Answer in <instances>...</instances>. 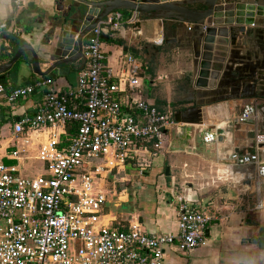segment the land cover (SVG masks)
Wrapping results in <instances>:
<instances>
[{"label": "built area", "instance_id": "2783aa9c", "mask_svg": "<svg viewBox=\"0 0 264 264\" xmlns=\"http://www.w3.org/2000/svg\"><path fill=\"white\" fill-rule=\"evenodd\" d=\"M28 0H14L23 7ZM144 15L111 13L89 33L83 48L75 88L58 89L52 79L8 88L0 81V96L13 104L36 94L42 101L34 114L13 123L10 135L0 136V264H166L165 250L189 252L208 243L209 224L217 215L180 198L179 233L148 232L139 221H114L107 205L110 176L128 165L147 170L149 155L168 142L173 113L160 111L145 94V64L121 52L111 65L105 50L107 33L129 27L142 33ZM192 31L194 24H186ZM7 29V23L1 24ZM17 34L18 30L13 29ZM161 46L165 38L156 37ZM256 100L244 105L238 121L258 117ZM207 144L218 141L207 131ZM254 152H234L228 161L255 165L256 184L264 185V132L254 136ZM41 163L34 174L33 162ZM120 199V194L113 193ZM262 202L257 208H262Z\"/></svg>", "mask_w": 264, "mask_h": 264}, {"label": "crops", "instance_id": "0c3cea01", "mask_svg": "<svg viewBox=\"0 0 264 264\" xmlns=\"http://www.w3.org/2000/svg\"><path fill=\"white\" fill-rule=\"evenodd\" d=\"M72 2L28 0L23 7H18L14 0H0V64L13 58L18 44L31 43L39 51L41 70H48L58 57L45 56L43 49L53 48L42 43L46 42L54 25L53 17L65 12ZM122 12L125 16L132 13ZM2 23H7L9 30L2 29ZM141 27V34L129 27L105 34L109 36L105 50L110 64H115L121 52L133 54L146 67V97L164 111L177 102H184V107L176 106L174 110L175 124L168 130L165 148L157 155L148 154L151 167L142 172L128 165L121 173L110 176L108 188L113 180L125 183H121L120 192H115L120 194L119 200L117 196L110 197L108 215L113 223L139 221L150 233L178 235L180 198H186L193 207L217 215L218 220L208 226L206 246L189 252L167 248L166 264H264V248L246 240L257 238L259 228L264 227V185L256 184L257 168L247 166L245 173H234L232 167L221 160H227L234 152H254L255 133L264 132V70L258 71L257 76L251 74L253 64H264V19L259 20L252 35L241 36L236 45L231 46L225 69L212 89L190 86L195 83L199 68L195 42L200 30L196 26L189 31L186 24L175 19L145 16ZM13 29L18 33H12ZM161 34L165 43L148 56V46ZM168 39L175 41L167 43ZM87 40L88 37L84 45ZM189 46L193 53L185 57L182 50ZM32 64L31 54L23 55L19 67L14 64L6 73L8 83L13 79L17 85H26L27 80L34 83L53 72L55 86L66 92L76 87L82 66L79 60L40 76L34 72ZM73 72L76 78L71 76ZM175 90L178 96L172 98L170 92ZM190 99L193 101H186ZM251 100L258 103V117L241 123L238 116ZM41 101L40 94L13 104L0 96V136L5 147L13 123L25 114H34ZM181 125L195 127L190 143L200 154L170 150ZM207 131H217L218 136L224 135V140L205 143L203 136ZM0 157L7 163L13 162L6 158L5 150L0 152ZM248 176L254 179L251 184L246 183ZM129 183L134 185L130 193ZM259 202L263 204L261 209L257 208ZM255 223L259 226H254Z\"/></svg>", "mask_w": 264, "mask_h": 264}, {"label": "water", "instance_id": "95a60500", "mask_svg": "<svg viewBox=\"0 0 264 264\" xmlns=\"http://www.w3.org/2000/svg\"><path fill=\"white\" fill-rule=\"evenodd\" d=\"M72 1L65 12L53 17L54 25L47 35L46 42L42 43L53 48H45L42 53L45 56H57L58 60L48 70L42 71L39 51L31 43H24L19 46L9 62L0 64L1 78H5L6 73L27 53L31 54L34 72L40 76L49 74L61 65L81 60L85 39L93 28L111 13L127 10L139 12L144 16H155L161 20L175 19L180 23L194 24L196 29L200 30L195 46V57L199 59V68L194 85L197 88L212 89L217 86L218 79L225 69L231 46L234 43L236 45L241 36L252 35L259 20L264 19V0ZM103 38L107 40L109 36L104 35ZM172 41L175 39L166 40L167 43ZM262 82L264 83L263 78ZM194 132L195 127L192 125L179 126L170 150L200 154L201 151L190 143ZM223 140L224 135L220 134L218 141ZM221 160L223 164L230 165L234 173H245V169L252 166L233 164L228 159ZM252 176L247 177V184L254 181ZM254 226L259 224L255 223ZM246 240L258 243L261 248H264V227L259 228L257 238Z\"/></svg>", "mask_w": 264, "mask_h": 264}, {"label": "rangeland", "instance_id": "374dc122", "mask_svg": "<svg viewBox=\"0 0 264 264\" xmlns=\"http://www.w3.org/2000/svg\"><path fill=\"white\" fill-rule=\"evenodd\" d=\"M122 11H124V10H122ZM193 41V40H192ZM195 45H196V42H195ZM162 46V45H161ZM157 48H159V46H157V45H154V44H151L150 46H148V56H150L151 54H154V53H156L157 51H155ZM191 46H189L188 48H185L184 50H182V52H183V55L185 56V57H187L188 56V53H193L192 51H191ZM153 52V53H152ZM133 55V54H132ZM253 68L254 69H251V74L253 73L254 74V76H257V74H258V71H260V70H264V64H260L259 62H257V63H255V64H253ZM188 73H190V72H188ZM192 74V72L190 73V75ZM71 76L73 77V78H76V72H73L72 74H71ZM192 78V77H191ZM189 83H191L190 81H189ZM191 88H192V86L194 87V82H193V85H192V83H191ZM186 88H188V85H187V87ZM170 94H171V97L172 98H176L178 95H177V91L175 90V91H171L170 92ZM182 95V94H181ZM186 101H188V102H191V101H193V100H186ZM174 104H176V105H173L172 107H170V108H168V109H166V111H168V110H170L172 113H173V117H175V111L174 110H176L177 108L178 109H180V107H184V102H182V103H180V102H177V103H174ZM176 106H177V108H176ZM39 167H41V163H39V162H37V161H34L33 162V165H29L27 168V173H29V174H34L35 172H37V170H38V168ZM112 183H111V185L109 186V188H110V191H111V198L113 197V198H116V196H114L113 195V193H115V192H120V185H121V183H125L124 181H111ZM128 192L130 193L131 191L133 192L134 191V185L132 184V183H129L128 185ZM125 188V187H124ZM123 188V189H124ZM132 189V190H131ZM119 190V191H118ZM121 190H122V188H121Z\"/></svg>", "mask_w": 264, "mask_h": 264}, {"label": "trees", "instance_id": "16d2710c", "mask_svg": "<svg viewBox=\"0 0 264 264\" xmlns=\"http://www.w3.org/2000/svg\"><path fill=\"white\" fill-rule=\"evenodd\" d=\"M124 12L129 13V11H127V10H124ZM19 46H20V44L17 45V48L15 49V52L14 53H16V51L19 48ZM16 65H18V67H19V61L15 64V66ZM47 78L52 79L54 81V79H53L54 78V73L51 72L48 76L42 77V79H47ZM0 81L2 83H4L8 88H15V87H19V86H25V85H17L16 80H13V79L11 80V83H8V78H6V77L5 78H1ZM26 83H27L26 85L33 84L31 82V80H27ZM174 105H176V104H174ZM159 110L162 111V112L164 111L163 109H159Z\"/></svg>", "mask_w": 264, "mask_h": 264}, {"label": "clouds", "instance_id": "9594fccd", "mask_svg": "<svg viewBox=\"0 0 264 264\" xmlns=\"http://www.w3.org/2000/svg\"><path fill=\"white\" fill-rule=\"evenodd\" d=\"M52 3H54V0H51Z\"/></svg>", "mask_w": 264, "mask_h": 264}, {"label": "bare ground", "instance_id": "6f19581e", "mask_svg": "<svg viewBox=\"0 0 264 264\" xmlns=\"http://www.w3.org/2000/svg\"><path fill=\"white\" fill-rule=\"evenodd\" d=\"M158 37H161V35H160V36H158Z\"/></svg>", "mask_w": 264, "mask_h": 264}]
</instances>
